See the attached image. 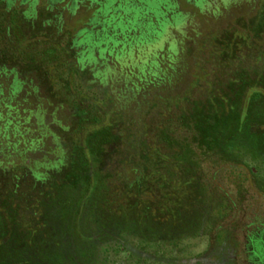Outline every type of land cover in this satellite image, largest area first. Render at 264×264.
I'll list each match as a JSON object with an SVG mask.
<instances>
[{"label":"trees","instance_id":"16d2710c","mask_svg":"<svg viewBox=\"0 0 264 264\" xmlns=\"http://www.w3.org/2000/svg\"><path fill=\"white\" fill-rule=\"evenodd\" d=\"M7 1L0 0V46L7 47L0 48V56L8 51L14 59L27 46L16 32L17 23L26 21L9 5L4 8ZM89 1L107 7L106 20L121 29L106 37L121 46L108 50L115 52L130 93L121 102L106 82H96L91 70L73 60L68 39L63 46L49 44L43 55L50 60L43 70L53 97H43L21 75L37 65L35 58L22 68L0 60V264H61L64 256L72 261L73 243L78 250L100 226L134 233L160 248L209 235L225 207L209 199L206 161L249 162L264 170V49L259 43L264 0H181L194 15L179 10V0H118L112 8V0ZM224 10H237V39L253 49L252 63L262 64L249 65L237 56V78L228 84L206 80L198 41L195 85L191 79L183 92L149 97L156 89H171L190 71L183 41L173 31L183 34L187 24L193 25L199 38L194 16L205 20ZM165 28L167 42L150 51ZM85 75L90 79L84 81ZM137 97L138 120L124 109ZM153 108L154 117L145 121ZM64 112L70 126L62 125ZM105 159L127 168L119 174V187L102 185ZM125 174L135 177L128 181ZM77 185L85 193L75 195ZM77 230L79 241L73 236ZM103 234L101 229L96 235ZM229 234L219 229L217 243ZM91 245L82 256L93 255L97 248ZM260 261L264 264L262 254Z\"/></svg>","mask_w":264,"mask_h":264},{"label":"rangeland","instance_id":"374dc122","mask_svg":"<svg viewBox=\"0 0 264 264\" xmlns=\"http://www.w3.org/2000/svg\"><path fill=\"white\" fill-rule=\"evenodd\" d=\"M116 1L118 0H112L113 3L110 2L109 7L112 8ZM179 1V10L194 15L195 12L191 7H188L181 0ZM80 2L82 3L80 4ZM8 5L17 11L19 17L21 16L26 21L25 24L17 23L16 32L20 38L26 41L27 46L21 52V56L18 57L17 55L13 59V57H9L7 51L6 57L0 56V60L2 62H14L15 65L17 64L22 68L23 62H27L26 59L35 58L32 62H36L37 65H31V70L27 74L21 73V75L23 74L22 77L29 81L30 86L38 88L43 97L52 96V91H49V85L47 84L48 77L43 70L50 61L47 58L43 59L46 47L52 43L63 46L68 39L71 49L75 53L73 60L79 59L81 62L79 67H82L83 70H91L90 74L96 75V82L103 85L106 82V86L112 87L121 102L126 101V99L121 100L122 97L126 98L130 93L124 85L126 82L125 75L122 74L121 66L117 63L115 52L110 53L108 50L109 48L115 50L121 46L114 45L113 41L106 37L107 32L109 34H114V31L119 33L121 29L118 27L115 30L110 21L106 20L111 14H107V7L101 8L95 3L91 4L89 0H10L4 2L3 6L5 8ZM117 5L118 3L114 4L116 7ZM128 7L126 12L130 13ZM236 18L237 10H224L222 14L216 16L209 14L205 20L199 15L194 16V22L197 23L196 29L202 32L199 38L193 32V25L187 24L181 30L184 31L183 34L177 30L173 31L176 38L183 41L185 47L184 60H189L187 64L191 66L190 71L188 69L183 73L184 75L182 74L183 78L177 85L174 86V83L170 85L171 89L166 91L156 89L149 97L155 95L172 96L183 92L191 79V86L195 85L198 78H200L197 73L198 67L193 62L197 55L198 41H201L198 47H202L200 60L207 74L206 80L212 82L223 80L228 84L229 80L237 78V75L235 76V73H237V56L249 65H261L262 62L252 63L253 49H248V46L237 39ZM167 29L165 28L159 33L160 42L154 44L150 51L160 50L167 42ZM65 34H69V36L67 37ZM259 43L263 45L262 48L264 49V33ZM167 46L165 45L163 52ZM101 47L106 48V51H101ZM0 48L6 49L7 47L5 43H2ZM171 51L173 54H177V43L171 44ZM177 63L180 64L179 61ZM177 69L179 71L180 67ZM88 79H90L89 76H83L84 81ZM184 93L189 94V88ZM137 102H141L140 97H137V101H132L124 107L125 112L128 111L131 114L130 116L136 120L139 119L136 114L139 107ZM156 111V108L150 109L145 121L151 120ZM61 117L63 126L71 125L69 113L64 112ZM106 163L108 165L105 171L107 176L103 173L105 178L103 183L101 182L102 185L108 188L113 185L119 187V178L122 179L121 177L124 176L127 168H124L122 164H118L114 159H105ZM204 165L203 181L207 187L209 199L213 203L222 204L225 207L224 217L219 219L217 229L209 235L183 239L176 246L152 247L149 250L151 253L146 258L148 260H138L136 264H190L192 259H199V261L191 264H202V255L206 252L210 241H214V237L211 238L212 235H215L219 229L229 232L234 243H236L235 255L238 262L240 264H253V260L248 254L252 244L247 242L252 235L264 236V170L260 171L255 164L249 162L242 165H233L217 159L208 160ZM125 176H127L128 181H132L135 174H125ZM58 183H61V181H58ZM82 189L80 185H77L73 193L78 196L84 191ZM78 231L73 232V236L76 237L77 241L82 237ZM88 240L83 238L81 242L88 243ZM257 245L262 255H264V244L258 242ZM127 255L128 253L125 250L119 249L117 255L113 256L109 263L121 264L117 260L127 257Z\"/></svg>","mask_w":264,"mask_h":264},{"label":"flooded vegetation","instance_id":"af4514ba","mask_svg":"<svg viewBox=\"0 0 264 264\" xmlns=\"http://www.w3.org/2000/svg\"><path fill=\"white\" fill-rule=\"evenodd\" d=\"M95 228L96 234H99L101 229L105 234L92 235L93 238H88V243L84 242L82 245H79L78 250H76L74 246L75 242H72L73 251L69 253L72 261L67 256H64V260L61 262V264H111L109 261L113 259V256L117 255L119 249H121L122 246H124L123 250H128V255L127 257L117 260L118 263L136 264V261L138 260H148L146 258H148L147 256L149 253H151L149 250L152 248L151 245H146V243H150V241H148L149 239L145 240L144 237H137L134 233L124 230H115L113 228L106 230L103 226H100V228ZM213 237L214 241H210L206 252L202 255V264H240L238 262L237 256L235 255L236 243H234L231 236L227 235L221 244L217 243V235H212L211 238ZM259 237L260 236L258 234H256V237H253L252 235L248 238L249 240L247 242L252 244L248 254L253 260V264L262 263L260 261V254L262 253L260 252L257 242H264V236L260 237L261 239L258 240ZM142 240L145 241L142 243ZM91 244H95L94 246L97 248L96 251L92 252V256H82L83 253H87L89 248L91 249V247H93ZM64 255H66V251Z\"/></svg>","mask_w":264,"mask_h":264},{"label":"water","instance_id":"95a60500","mask_svg":"<svg viewBox=\"0 0 264 264\" xmlns=\"http://www.w3.org/2000/svg\"><path fill=\"white\" fill-rule=\"evenodd\" d=\"M199 261V259H192V260H190V264L191 263H195V262H198ZM202 261V260H201Z\"/></svg>","mask_w":264,"mask_h":264}]
</instances>
